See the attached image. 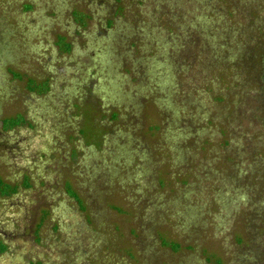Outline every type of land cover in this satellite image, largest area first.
I'll use <instances>...</instances> for the list:
<instances>
[{"label": "rangeland", "instance_id": "1", "mask_svg": "<svg viewBox=\"0 0 264 264\" xmlns=\"http://www.w3.org/2000/svg\"><path fill=\"white\" fill-rule=\"evenodd\" d=\"M261 50L264 0H0V264H264Z\"/></svg>", "mask_w": 264, "mask_h": 264}, {"label": "flooded vegetation", "instance_id": "2", "mask_svg": "<svg viewBox=\"0 0 264 264\" xmlns=\"http://www.w3.org/2000/svg\"><path fill=\"white\" fill-rule=\"evenodd\" d=\"M45 81H41V82H36V84H38V83H44ZM46 83V82H45ZM46 85H48L47 83H46ZM49 89V88H48ZM22 123H18L17 125H15L14 127H11L12 129L13 128H15V127H17V126H19V125H21ZM4 128H5V126H4ZM28 177V176H27ZM27 177H26V182H27V185H25V183L23 182V184H19L18 182H11V181H6V180H4V179H2V178H0V180L2 181V184L3 185H1L0 186V190L1 189H3L4 187H7L6 189H9V190H12V189H14L15 191L14 192H12V193H9L8 195H2L1 194V196L3 197V198H12L14 195H16L17 193H18V191L20 190V185H23L25 188H27V189H31L32 187H31V184H29L28 183V179H27ZM42 187H44V185L42 186ZM0 193H1V191H0ZM40 211V216H39V218L41 219L40 221H43V217H44V214H46V212H45V210L44 209H40L39 210ZM38 218V217H37ZM39 221V222H40ZM33 221L32 220H29L28 218H27V221L26 222H24V224H22V226H20V224H18V223H16V225H19L18 227L17 226H15L14 227V230H17V233H18V235L20 236V238L23 240V241H26L27 242V244L29 245V246H32V248H36V247H38V245H37V236L36 235H39V232H38V228H37V226L38 225H35L34 226V228H32V223ZM38 222V223H39ZM15 224V223H14ZM35 224V223H34ZM1 230V229H0ZM10 232H11V229L9 230ZM12 232H13V230H12ZM17 236V235H16ZM33 238H35V239H33ZM21 239H18L19 240V242H21L20 240ZM21 243H23V242H21ZM25 243V242H24ZM28 245H27V247H28ZM7 248H9V244L7 245L6 244V241L5 240H1L0 241V250L3 252V253H5L6 252V249Z\"/></svg>", "mask_w": 264, "mask_h": 264}, {"label": "trees", "instance_id": "3", "mask_svg": "<svg viewBox=\"0 0 264 264\" xmlns=\"http://www.w3.org/2000/svg\"><path fill=\"white\" fill-rule=\"evenodd\" d=\"M68 47V46H67ZM261 51H264V50H261ZM262 54V52H261ZM264 54V52H263ZM37 88V87H36ZM48 88V86L45 84L42 88H40L41 91H46ZM18 123H23V119H21L19 122H15V123H10V124H5V128H11V127H14L15 125H17ZM3 185L2 184V181L0 180V186ZM1 194L2 195H8L9 193H12L14 192L15 190L12 189V190H9V189H1Z\"/></svg>", "mask_w": 264, "mask_h": 264}]
</instances>
